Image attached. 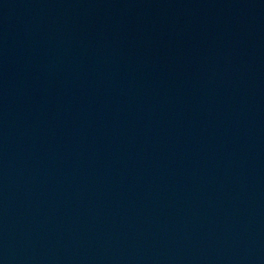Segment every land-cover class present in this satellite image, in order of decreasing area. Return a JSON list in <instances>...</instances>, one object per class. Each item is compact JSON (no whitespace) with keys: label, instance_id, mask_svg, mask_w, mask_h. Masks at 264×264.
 Wrapping results in <instances>:
<instances>
[{"label":"water","instance_id":"1","mask_svg":"<svg viewBox=\"0 0 264 264\" xmlns=\"http://www.w3.org/2000/svg\"><path fill=\"white\" fill-rule=\"evenodd\" d=\"M0 264H264V0H0Z\"/></svg>","mask_w":264,"mask_h":264}]
</instances>
